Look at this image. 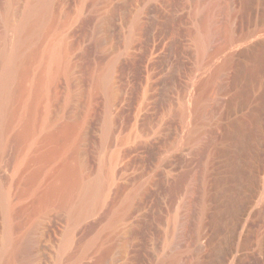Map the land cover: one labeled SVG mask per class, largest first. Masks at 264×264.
Masks as SVG:
<instances>
[{"label":"rangeland","instance_id":"rangeland-1","mask_svg":"<svg viewBox=\"0 0 264 264\" xmlns=\"http://www.w3.org/2000/svg\"><path fill=\"white\" fill-rule=\"evenodd\" d=\"M12 1L19 21L31 0ZM210 3L222 29L215 46L264 17V0H57L50 39L65 41L69 69L33 141L16 143L19 120L6 131L0 264H264V55L242 53L252 37L235 40L227 54L203 55ZM9 4L0 0V49L14 39ZM111 63L108 107L99 79ZM42 64L35 60L32 73ZM65 123L79 127L82 182L106 162L112 178L97 209L78 220L72 209L80 189L66 205L52 203L34 216L36 195L68 153L46 166L35 198L28 177L41 164L27 157L53 148L43 138ZM130 196L126 218L109 229ZM4 200L16 212L12 237L21 245L11 257Z\"/></svg>","mask_w":264,"mask_h":264},{"label":"bare ground","instance_id":"bare-ground-1","mask_svg":"<svg viewBox=\"0 0 264 264\" xmlns=\"http://www.w3.org/2000/svg\"><path fill=\"white\" fill-rule=\"evenodd\" d=\"M12 2L10 0L6 11V24L14 31V39L7 47L0 49V151L4 150L6 131L17 120L22 122L23 127L15 134L17 141L15 142L19 146L23 147L24 145L25 147L34 140L35 133L44 124L48 115V108L53 103L57 79L61 74H66L69 69L66 60L68 49L65 41L63 39H50L59 20L57 0H31L24 16L19 21L12 20L14 15ZM213 4L208 5L202 21V36L199 42L202 46L203 55H208L211 50L212 56H218V54L225 51V54H227L229 47L232 46L235 40H247L252 37L253 42H248L250 46L246 50H242V53H254L263 56L264 17H260L261 20L256 27L247 34L240 36L232 34L229 37L227 36L228 39H223L225 42L222 40L224 43L217 42L219 44L215 46L217 45L216 38L222 34V29H220L215 16L212 14ZM48 39H50L48 44L44 46ZM40 58H42L43 64L40 70L33 74L32 63ZM114 69V63L109 64L99 79V85L106 94L108 107L114 103ZM29 80L30 87H27ZM109 121V119L105 120V136L110 131ZM79 134L78 125L65 123L57 130L47 132L43 138L44 142L52 143L53 148L27 157L28 163L37 162L41 164L28 177V183L33 187L29 188L31 189L29 192H34L35 198V191H37L35 188L46 166L53 159L66 152L68 153H66L67 157H65L61 167L52 174L51 183L41 194L36 195L34 200L36 204L30 209L31 212L29 211L33 215L43 213L47 206L52 203H58L60 206L66 205L72 194L78 189L81 192L80 199L72 209V214L76 220L96 210L101 203L104 192L112 178L109 164L106 162L94 178L82 182L80 167L75 164ZM3 203L8 223L5 255L11 257L20 250L21 245L12 237L14 230L12 219L16 212L7 201L4 200ZM130 205L131 196L123 202L119 211L114 213L109 223V229L115 228L121 220L126 218ZM231 253L233 254V252ZM34 256L30 260H34Z\"/></svg>","mask_w":264,"mask_h":264}]
</instances>
